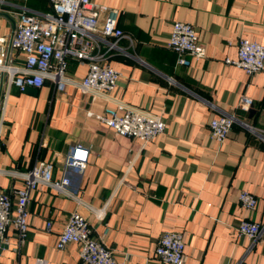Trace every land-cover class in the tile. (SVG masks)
Returning <instances> with one entry per match:
<instances>
[{
    "label": "crops",
    "instance_id": "obj_1",
    "mask_svg": "<svg viewBox=\"0 0 264 264\" xmlns=\"http://www.w3.org/2000/svg\"><path fill=\"white\" fill-rule=\"evenodd\" d=\"M2 1L0 36L8 39L22 8L51 12L48 0ZM92 1L120 10L119 27L135 40H122L124 52L108 61L121 74L113 92H84L88 66L75 60L63 90L46 80L33 96L0 80L1 191L24 188L23 174L41 161L54 164L59 181L71 149L89 150L86 169L71 174L72 194L31 190L26 244L18 255L10 228L0 264H80L77 244L56 248L74 212L96 237L110 229L106 244L119 263L166 264L155 258L158 240L179 232L185 264H264V236L254 244L236 231L243 220L264 223V138L236 125L220 144L209 132L215 106L264 133V71L249 77L225 64L237 59L240 39L264 44V0ZM175 22L195 26L205 58L178 65L167 48ZM8 51L24 65L21 53ZM243 96L253 100L248 112L238 109ZM128 106L162 116L165 133L143 144L87 115L106 107L123 115ZM242 191L257 198L253 212L240 204Z\"/></svg>",
    "mask_w": 264,
    "mask_h": 264
},
{
    "label": "built area",
    "instance_id": "obj_2",
    "mask_svg": "<svg viewBox=\"0 0 264 264\" xmlns=\"http://www.w3.org/2000/svg\"><path fill=\"white\" fill-rule=\"evenodd\" d=\"M51 12L22 8L17 14V23L11 37L0 36V74L8 75L10 86L24 91L26 88L40 89L46 80H51L58 90L66 84L69 60L88 66V73L79 83L84 92L111 93L121 77L108 61L114 52L123 51L120 42L126 40L132 47L133 36L119 27L121 11L97 5L92 0H48ZM0 3H3L0 2ZM1 11V4H0ZM167 48L177 55L180 66H190L189 57L199 61L205 58V46L201 43L193 24L175 22ZM23 55L24 65L20 66L9 51ZM124 52V51H123ZM226 65L243 69L249 77L264 71V44L240 39L237 59L227 58ZM253 100L243 96L238 109L248 112ZM219 113L209 125L212 139L223 144L233 128L238 125L264 138L248 123L239 120L233 112H226L212 106ZM117 109L103 108L100 113L89 111L87 115L111 128L118 136L141 140L143 144L155 139L166 131L162 116L151 114L134 107ZM89 150L82 145L74 146L63 164V177L52 178L54 164L38 162L29 172L23 174L24 188L10 192L0 190V240L8 243V233L15 231L14 251L20 255L28 238V216L30 192L40 186H47L61 194H72V173L86 169ZM1 174V173H0ZM240 204L249 212L257 206V198L242 191ZM52 224H47L51 230ZM239 236L248 237L254 244L264 236V223L243 220L237 227ZM110 229L102 236H95L87 220L74 212L67 220L56 244L58 250H65L71 243L79 246L80 264H124L119 263L113 251L106 244ZM185 243L179 232H166L158 240L155 258L166 264H185ZM35 264H48L38 258Z\"/></svg>",
    "mask_w": 264,
    "mask_h": 264
},
{
    "label": "water",
    "instance_id": "obj_3",
    "mask_svg": "<svg viewBox=\"0 0 264 264\" xmlns=\"http://www.w3.org/2000/svg\"><path fill=\"white\" fill-rule=\"evenodd\" d=\"M14 30H15V27H14ZM37 90H38V89H34V88H30V87H28V88H26V89L24 90V93L35 96V95L37 94Z\"/></svg>",
    "mask_w": 264,
    "mask_h": 264
},
{
    "label": "rangeland",
    "instance_id": "obj_4",
    "mask_svg": "<svg viewBox=\"0 0 264 264\" xmlns=\"http://www.w3.org/2000/svg\"><path fill=\"white\" fill-rule=\"evenodd\" d=\"M2 78H3V79L5 78V79L8 81V75H7V74H0V80H1Z\"/></svg>",
    "mask_w": 264,
    "mask_h": 264
}]
</instances>
